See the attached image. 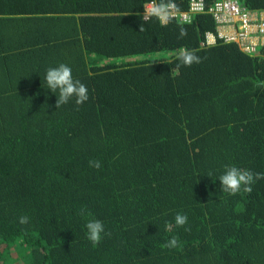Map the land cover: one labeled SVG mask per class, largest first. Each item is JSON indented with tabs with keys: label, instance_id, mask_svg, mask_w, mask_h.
<instances>
[{
	"label": "trees",
	"instance_id": "16d2710c",
	"mask_svg": "<svg viewBox=\"0 0 264 264\" xmlns=\"http://www.w3.org/2000/svg\"><path fill=\"white\" fill-rule=\"evenodd\" d=\"M191 1L0 0V264H264V180L236 195L219 182L264 173V46L219 36V0L186 23L145 18ZM181 49L201 63L177 69ZM61 63L83 105L56 108L44 78ZM85 206L111 233L95 246Z\"/></svg>",
	"mask_w": 264,
	"mask_h": 264
},
{
	"label": "clouds",
	"instance_id": "9594fccd",
	"mask_svg": "<svg viewBox=\"0 0 264 264\" xmlns=\"http://www.w3.org/2000/svg\"><path fill=\"white\" fill-rule=\"evenodd\" d=\"M174 7L172 4L160 3L150 9V14L156 16L161 22H165L169 19V9ZM142 31V28H141ZM181 37L186 35L184 30H181ZM264 35V34H263ZM258 47V46H257ZM179 63L176 68L181 66L191 67L193 64L201 63V58L196 54L194 50L181 49L176 54ZM173 71V69H172ZM47 87L52 93L56 94V108L59 109L62 105L67 104L72 98H75L77 105H83L89 99L88 89L80 80L74 79L71 68L66 64H59L57 67H50L46 71L44 78ZM89 166L99 169L101 163L97 160L89 161ZM264 180V173H253L251 170L241 169L236 166L226 167L224 173L219 177L221 184V191L227 192L231 195L243 191L245 193L252 192V185L258 181ZM80 215L87 219L85 225L87 229V239L95 246L101 242L105 236H110V232L105 231V225L102 221L91 218L92 213L87 207H82ZM175 226L184 227L188 223V216L183 213H177L174 217ZM21 224L28 223V217L22 216L20 218ZM172 223L169 222L166 225L167 230H171ZM186 231H190V228H185ZM180 241L177 237L173 236L165 244L166 248H177Z\"/></svg>",
	"mask_w": 264,
	"mask_h": 264
},
{
	"label": "built area",
	"instance_id": "2783aa9c",
	"mask_svg": "<svg viewBox=\"0 0 264 264\" xmlns=\"http://www.w3.org/2000/svg\"><path fill=\"white\" fill-rule=\"evenodd\" d=\"M174 5V4H172ZM154 7V4L151 3L147 6V10L145 18H148L150 14V9ZM205 11L203 0H192L190 3L189 11L187 12H178L175 10V6L169 9V18L177 19L180 22L186 23L190 22L192 16L198 13H202ZM210 13H212L216 23L218 24V32L219 36L223 37L226 41L236 42L239 44L242 51L246 53H254L257 50V45L254 43H250L249 39V31L253 25L254 17L253 15L245 12L241 9L239 3L236 0H219L215 3V5L210 9ZM240 22V29L228 33L225 30V26L231 22ZM167 21L163 23H167ZM255 25L259 32L264 34V20L256 23ZM215 41V37L213 35L208 36V43H213Z\"/></svg>",
	"mask_w": 264,
	"mask_h": 264
},
{
	"label": "crops",
	"instance_id": "0c3cea01",
	"mask_svg": "<svg viewBox=\"0 0 264 264\" xmlns=\"http://www.w3.org/2000/svg\"><path fill=\"white\" fill-rule=\"evenodd\" d=\"M254 20H253V25L249 31L250 35H249V41L250 43H254L256 44L258 47L262 46L264 43V35L262 33L259 32L258 28L255 26L257 25L256 23L263 21L264 20V12L261 13H255L253 14ZM240 22L236 21V22H231L228 25L225 26V30L228 33H232L236 30H238Z\"/></svg>",
	"mask_w": 264,
	"mask_h": 264
},
{
	"label": "bare ground",
	"instance_id": "6f19581e",
	"mask_svg": "<svg viewBox=\"0 0 264 264\" xmlns=\"http://www.w3.org/2000/svg\"><path fill=\"white\" fill-rule=\"evenodd\" d=\"M248 41H249V39H248ZM250 42V41H249ZM262 46H264V43H263V45ZM257 49H258V47H257ZM256 52H257V50H256ZM255 53V52H254Z\"/></svg>",
	"mask_w": 264,
	"mask_h": 264
}]
</instances>
